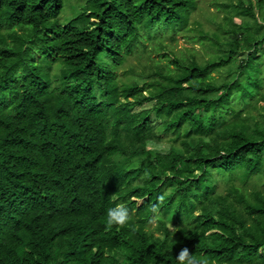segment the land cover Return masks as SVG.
<instances>
[{"label": "trees", "instance_id": "16d2710c", "mask_svg": "<svg viewBox=\"0 0 264 264\" xmlns=\"http://www.w3.org/2000/svg\"><path fill=\"white\" fill-rule=\"evenodd\" d=\"M196 7L0 0V264H181L185 248L264 264V0H217L205 63L142 65L145 86L117 73L145 38L189 31ZM163 141L168 155L148 149Z\"/></svg>", "mask_w": 264, "mask_h": 264}, {"label": "rangeland", "instance_id": "374dc122", "mask_svg": "<svg viewBox=\"0 0 264 264\" xmlns=\"http://www.w3.org/2000/svg\"><path fill=\"white\" fill-rule=\"evenodd\" d=\"M249 1V0H246ZM197 7L193 10L189 20V31L178 34L176 41L172 39V34L166 33L157 36L154 40L145 38L143 46L149 49L144 52L140 49L135 51L131 56L126 58L125 64L117 70L120 77H124L131 69L136 71L135 76L128 75L127 77L134 80L141 86H145L149 81V70L145 72L142 65L153 66L156 63L161 66H171L174 58L190 59L195 57L200 63L209 61L212 57L218 55L217 49L211 45V39H216V35L223 34L224 13L217 10V0H196ZM79 6L72 5L69 2L66 6L63 19L69 21L78 13ZM236 23L240 24L239 18L234 19ZM159 45V46H158ZM149 53H152L150 56ZM261 55H264V46L260 49ZM247 52L238 56L239 59L245 58ZM152 57L154 60L150 61L148 58ZM174 68L173 66H171ZM155 103H148L137 108L136 112L150 110ZM155 126L160 125V121L155 115L152 117ZM148 149L150 151L168 155L171 149L167 141L161 143H149ZM264 178V177H263ZM258 186H263L264 181L257 180ZM261 189H263L261 187ZM143 202H139L142 205ZM264 255V251L262 252Z\"/></svg>", "mask_w": 264, "mask_h": 264}, {"label": "clouds", "instance_id": "9594fccd", "mask_svg": "<svg viewBox=\"0 0 264 264\" xmlns=\"http://www.w3.org/2000/svg\"><path fill=\"white\" fill-rule=\"evenodd\" d=\"M108 223H116L119 225L125 224L128 220L129 216L126 211H114L112 209L108 210ZM177 259L181 262V264H200V262L189 255V250L185 248L181 251V254Z\"/></svg>", "mask_w": 264, "mask_h": 264}]
</instances>
